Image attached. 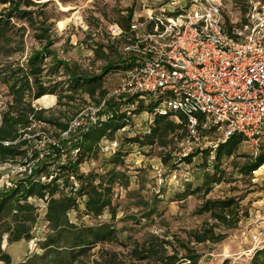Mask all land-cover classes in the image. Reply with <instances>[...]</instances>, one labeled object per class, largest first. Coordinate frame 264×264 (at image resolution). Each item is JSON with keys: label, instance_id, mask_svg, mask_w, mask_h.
<instances>
[{"label": "rangeland", "instance_id": "1", "mask_svg": "<svg viewBox=\"0 0 264 264\" xmlns=\"http://www.w3.org/2000/svg\"><path fill=\"white\" fill-rule=\"evenodd\" d=\"M251 1L257 0H222L225 24L239 27L246 19ZM138 6L137 0H51L44 8L51 23V45L47 49L54 51L57 60L67 62L74 70L101 75L103 87L107 92H112L120 81L121 73L116 65L120 63L122 55L111 45L107 30L112 23L120 22L126 11H133ZM14 21L26 28L23 37L24 51L7 57L8 60L0 56L1 65H7L6 61L25 65L34 51H43L45 40L38 39L35 30L27 23L22 20ZM43 56V81L47 85L59 86L56 87L55 94H47L52 96L53 101L38 104L35 99L32 105L35 109H44L43 116L46 118L67 122L77 111L96 100L81 93L75 95V99L68 105L60 104L65 101L60 96L63 95L64 83L69 80L68 73L62 65L54 64L52 56ZM107 64L113 68L106 69ZM51 67L55 69V73H49ZM0 91L8 98L6 85L1 82ZM139 100L143 107L156 103L148 96ZM109 102L115 103L113 100H109L108 104ZM115 104L117 110V103ZM106 113L109 114L108 109ZM153 118L154 115L146 110L136 113L126 126L114 133L110 142L118 141L116 152L121 162L114 164L116 152L101 150V142L93 153L81 158L78 173H93L97 176L96 181L113 167L120 173L111 186V207L97 217L85 213L86 197L76 194L80 182L74 178L72 171L60 170L69 160L80 158L82 149L76 155L68 153L65 158L40 157L45 146V135L55 138L59 136L58 126L53 122L35 121L32 128L36 134L27 139V145L23 146L26 155L0 163V178L9 184L0 187V191L3 187V190L14 187L21 178L32 177L35 181L49 183L59 176L54 196L57 197L60 193L68 196L72 194L78 205L67 213L71 223L77 227L103 223L114 229L115 238L111 242L94 246L86 255L76 257L71 264H157L155 256L148 257V246L158 243L152 242L155 239L169 241L170 244L166 245L167 252L176 250L179 255L184 253L182 245L186 243L198 253L197 264H222L225 259H229L231 263L247 262L256 249L264 247V166L261 165L250 174L240 172L249 157L255 155L245 143L240 145L234 157L223 158L218 168L214 167L213 150L208 157L198 153L190 162L181 160L194 151L209 149L217 141L218 132L207 135L204 145L191 144L186 141V136L179 143L174 141L167 150L156 144L141 146L129 142L131 137L147 133ZM65 140L66 138L62 141ZM62 144L69 152L70 144ZM172 147L173 151L169 153L168 150ZM32 157H35L34 160H30ZM38 160L42 161L38 165V168L42 167V171L34 175L33 170ZM18 167L24 169L18 170ZM159 168L162 182L159 181L157 173ZM174 173L177 177L179 174H187L190 180L175 182L172 177ZM213 174L218 180L213 181L206 192L204 180L206 175ZM34 196L44 200V207H41L43 203L39 201H36L38 210L30 204L36 215L32 237L13 243L7 242L6 235L3 237L2 248L11 256L13 264L20 263L33 254L42 253L41 243L46 233L50 232L47 220L50 195L45 192L42 196ZM230 197L235 198L240 205V221L236 227L225 230L226 238L216 243L188 242L189 231L213 222L209 213L201 208L204 201ZM0 264L3 262L0 261Z\"/></svg>", "mask_w": 264, "mask_h": 264}, {"label": "built area", "instance_id": "2", "mask_svg": "<svg viewBox=\"0 0 264 264\" xmlns=\"http://www.w3.org/2000/svg\"><path fill=\"white\" fill-rule=\"evenodd\" d=\"M137 2L128 29L114 22L107 30L110 43L122 55L118 86L81 108L66 130H59L58 138L45 135L40 157L76 155L80 148L73 146L67 152L64 138L77 139L78 132L104 121L109 100L117 103V112L132 119L138 100L145 96L157 102L153 115H171L176 122L183 118L186 141L191 144L204 145L207 135L218 132L210 145L214 151L237 133L251 151L259 152L264 147V0L251 1L239 27L225 24L222 0ZM7 109L8 99L0 91V124ZM35 134L0 143L16 144ZM100 142L101 150L109 152L119 146L109 138ZM160 172L161 168L157 173L162 182ZM172 177L175 182L190 180L187 174ZM0 181V187L9 186L2 177ZM36 201L44 207L42 198H26L38 210Z\"/></svg>", "mask_w": 264, "mask_h": 264}, {"label": "trees", "instance_id": "3", "mask_svg": "<svg viewBox=\"0 0 264 264\" xmlns=\"http://www.w3.org/2000/svg\"><path fill=\"white\" fill-rule=\"evenodd\" d=\"M50 1L0 0V56L8 60L7 57L24 51L23 37L26 28L14 20H22L27 23L35 30V36L38 39L45 40L42 47L43 51H34L25 65L16 62L9 63L8 61H6L7 65H1L2 62H0V82L6 85L8 93V109L3 114L0 124V141H14L23 136L24 133L32 134L34 131L32 125L35 121L53 122L57 124L60 131L66 130L70 119L61 123L56 119L46 118L43 116L44 109L38 110L32 105L33 100L43 95L55 94L56 87L59 86L56 84L47 85L43 81L44 54L45 57L52 56L54 64L62 65L69 76V80L64 83L62 89L63 95L60 96L65 101L60 104L68 105L69 102L75 99V95L81 93L87 94L89 98L98 102L107 93L103 87L101 75H90L74 70L68 66L67 62L57 60L54 51L47 49L51 45V23L49 22L50 17L44 11V8ZM131 16L132 9L127 11L120 22L116 23L123 29H128ZM243 22H245V19ZM108 64L106 69L113 68ZM116 66V68L120 67L118 64ZM49 70V73H55L54 68L51 67ZM140 102L141 100H138V105L134 110L135 114H139L144 110L153 114L157 102L149 104L147 107H143ZM115 106V103L109 102V114L104 121L80 131L77 139L71 137L69 140L62 141L70 144V148L77 146L82 149L80 158L75 161L69 160L68 163L62 165L60 170L70 169L75 176L74 178L79 180L80 187L76 194L86 197L84 201L85 213L93 217L101 215L106 208L111 207V186L120 173L113 167L104 176L98 177L99 179L96 181L97 176L93 173L87 175L78 173V164L81 158L96 150L102 138L112 139L117 130L131 121L124 113L117 112ZM185 137L186 129L183 118L176 122L171 115L156 114L149 126V131L144 135L131 137L129 142H135L141 146L156 144L163 150H167L174 141L179 143ZM243 140L241 134L235 133L225 142L218 143L214 149V167L218 168L223 158L234 157ZM26 145L27 139L25 138L16 144L3 145L0 143V163L15 160L18 156H25L26 149L23 146ZM173 148L168 152L171 153ZM211 150L209 148L194 151L181 160L190 162L192 157L198 153L208 157ZM114 156V164L121 162L117 152ZM245 156L248 157V155ZM35 157L30 160H34ZM36 162L37 165L33 170L34 175L42 171V167L38 168L42 161L38 160ZM261 165H264V147H261L257 154L249 157L247 163L240 168V172L250 174ZM58 177L56 176L49 183L35 181L36 179L31 177L24 181L20 180L12 188L0 191V261L3 264H13L11 256L2 248L4 235H6L8 243L28 240L32 237L31 231L36 221V215L33 207L26 202V198L34 194L42 196L47 192L50 195L47 211L50 232L46 233L41 243L42 253L33 254L16 264H71L76 257L89 253L94 246L109 243L115 238L114 229L108 224L77 227L69 221L67 213L78 205L72 194L68 196L65 193H60L59 196H54ZM216 180L218 179L215 178V174L206 175L203 183L207 188L206 192L209 191L211 183ZM201 208L209 213L213 222H207L200 228L189 231L190 241L188 240V242H220L227 236L225 230L236 227L240 221V205L233 197L217 200L207 199ZM216 228H219V230L216 231ZM156 241L158 243H155L152 247L148 246V257L155 256L157 264H197L198 253L188 247L186 243L182 245L184 253L179 255L176 250L171 253L167 252L166 245L170 244L169 241L155 239L152 242ZM222 264H264V247L256 249L245 263H231L229 259H225Z\"/></svg>", "mask_w": 264, "mask_h": 264}, {"label": "bare ground", "instance_id": "4", "mask_svg": "<svg viewBox=\"0 0 264 264\" xmlns=\"http://www.w3.org/2000/svg\"><path fill=\"white\" fill-rule=\"evenodd\" d=\"M36 100H37L38 104H44V103H48L50 101H53V98H52V96L46 94V95H43Z\"/></svg>", "mask_w": 264, "mask_h": 264}, {"label": "crops", "instance_id": "5", "mask_svg": "<svg viewBox=\"0 0 264 264\" xmlns=\"http://www.w3.org/2000/svg\"><path fill=\"white\" fill-rule=\"evenodd\" d=\"M21 241H23V240H21ZM18 242H20V241H18Z\"/></svg>", "mask_w": 264, "mask_h": 264}]
</instances>
